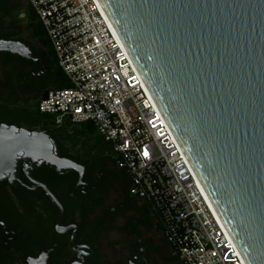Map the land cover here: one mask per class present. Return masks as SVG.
<instances>
[{"label":"water","instance_id":"obj_1","mask_svg":"<svg viewBox=\"0 0 264 264\" xmlns=\"http://www.w3.org/2000/svg\"><path fill=\"white\" fill-rule=\"evenodd\" d=\"M98 1L242 261L264 264V0ZM22 159L84 180L49 135L0 124V181Z\"/></svg>","mask_w":264,"mask_h":264},{"label":"built area","instance_id":"obj_2","mask_svg":"<svg viewBox=\"0 0 264 264\" xmlns=\"http://www.w3.org/2000/svg\"><path fill=\"white\" fill-rule=\"evenodd\" d=\"M69 87L38 111L90 122L180 264H244L98 0H25Z\"/></svg>","mask_w":264,"mask_h":264},{"label":"flooded vegetation","instance_id":"obj_3","mask_svg":"<svg viewBox=\"0 0 264 264\" xmlns=\"http://www.w3.org/2000/svg\"><path fill=\"white\" fill-rule=\"evenodd\" d=\"M27 6L25 0H0V41L18 40ZM22 43L37 61L0 52V124L50 136L32 114L49 92V55L41 57L31 42ZM57 147L61 158L85 167L84 180L77 186L75 171L58 173L22 159L12 183L0 181V264H173L147 204L127 194L115 173L104 172L108 152L78 146L70 159Z\"/></svg>","mask_w":264,"mask_h":264},{"label":"trees","instance_id":"obj_4","mask_svg":"<svg viewBox=\"0 0 264 264\" xmlns=\"http://www.w3.org/2000/svg\"><path fill=\"white\" fill-rule=\"evenodd\" d=\"M27 7L28 10L25 19V26L15 35L18 36V40H20L19 42H23V40L31 42L36 48L39 49V55L41 57L44 54L49 55V61L44 67L48 72L51 73L49 91L68 88L69 84L57 65L54 53L39 20L37 19L33 10L29 6ZM46 57L47 56H45V58ZM38 104L39 101L34 108V113H32L37 117V126L40 129H47L49 131L50 136L56 141V143L65 149V156H67V158H74L73 156L76 153L73 151H76L79 148L78 146L85 147V149L89 152L98 150H101L102 154H104V152H108L109 157L106 159V162H104L102 168L107 174L112 175L115 173L118 179L124 183L125 190L127 194H129L130 182L128 176L123 170L117 168L112 146L109 143L103 141L101 136L97 134L95 127L90 122L75 124L71 123L69 119H65L60 126H56L52 116L42 114L38 111ZM23 116L25 119L28 117L24 113ZM67 147H69L70 150L67 149ZM61 150L62 148H60V151ZM112 170L114 172H112ZM168 261L173 264H180L171 247Z\"/></svg>","mask_w":264,"mask_h":264},{"label":"crops","instance_id":"obj_5","mask_svg":"<svg viewBox=\"0 0 264 264\" xmlns=\"http://www.w3.org/2000/svg\"><path fill=\"white\" fill-rule=\"evenodd\" d=\"M150 216H151V214H150ZM151 218L154 219L155 221H157L154 217L151 216ZM157 222H158V221H157ZM158 223H159V222H158ZM159 227H160L161 237H162V239H163L164 237H163V234H162V230H161V225H160V223H159ZM163 240H164V239H163ZM164 241H165V240H164Z\"/></svg>","mask_w":264,"mask_h":264},{"label":"bare ground","instance_id":"obj_6","mask_svg":"<svg viewBox=\"0 0 264 264\" xmlns=\"http://www.w3.org/2000/svg\"><path fill=\"white\" fill-rule=\"evenodd\" d=\"M124 48V47H123ZM125 49V48H124ZM126 52V51H125ZM127 54V53H126ZM127 56H128V54H127ZM130 59V58H129ZM221 222V221H220ZM222 224V223H221ZM223 225V224H222ZM224 227V226H223ZM225 229V228H224ZM226 231V230H225Z\"/></svg>","mask_w":264,"mask_h":264},{"label":"rangeland","instance_id":"obj_7","mask_svg":"<svg viewBox=\"0 0 264 264\" xmlns=\"http://www.w3.org/2000/svg\"><path fill=\"white\" fill-rule=\"evenodd\" d=\"M19 1H22V0H19Z\"/></svg>","mask_w":264,"mask_h":264}]
</instances>
